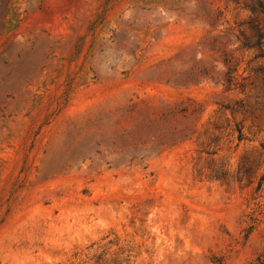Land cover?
Wrapping results in <instances>:
<instances>
[{
	"label": "rangeland",
	"instance_id": "1",
	"mask_svg": "<svg viewBox=\"0 0 264 264\" xmlns=\"http://www.w3.org/2000/svg\"><path fill=\"white\" fill-rule=\"evenodd\" d=\"M249 3L0 0V264H264Z\"/></svg>",
	"mask_w": 264,
	"mask_h": 264
},
{
	"label": "trees",
	"instance_id": "2",
	"mask_svg": "<svg viewBox=\"0 0 264 264\" xmlns=\"http://www.w3.org/2000/svg\"><path fill=\"white\" fill-rule=\"evenodd\" d=\"M247 7L250 9L251 15H263L262 21L264 23V0H250ZM264 31H259L258 29L254 32L250 39H246L242 44V48L248 50H253L255 53V58H263L264 56ZM264 78V76H263ZM231 79L228 78V83Z\"/></svg>",
	"mask_w": 264,
	"mask_h": 264
}]
</instances>
